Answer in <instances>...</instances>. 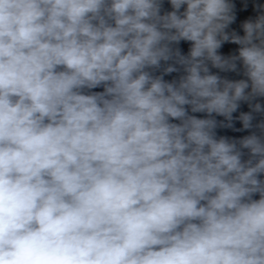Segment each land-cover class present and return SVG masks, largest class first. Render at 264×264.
<instances>
[{
	"label": "clouds",
	"instance_id": "obj_1",
	"mask_svg": "<svg viewBox=\"0 0 264 264\" xmlns=\"http://www.w3.org/2000/svg\"><path fill=\"white\" fill-rule=\"evenodd\" d=\"M0 264H264V0H0Z\"/></svg>",
	"mask_w": 264,
	"mask_h": 264
}]
</instances>
